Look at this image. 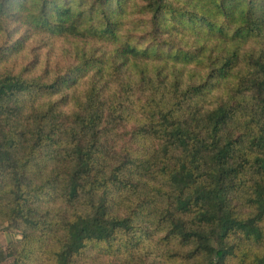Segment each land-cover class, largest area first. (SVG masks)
I'll return each instance as SVG.
<instances>
[{
  "label": "trees",
  "instance_id": "trees-1",
  "mask_svg": "<svg viewBox=\"0 0 264 264\" xmlns=\"http://www.w3.org/2000/svg\"><path fill=\"white\" fill-rule=\"evenodd\" d=\"M0 264H264V0H0Z\"/></svg>",
  "mask_w": 264,
  "mask_h": 264
},
{
  "label": "rangeland",
  "instance_id": "rangeland-1",
  "mask_svg": "<svg viewBox=\"0 0 264 264\" xmlns=\"http://www.w3.org/2000/svg\"><path fill=\"white\" fill-rule=\"evenodd\" d=\"M11 230H1L0 231V238L2 240H9L11 235ZM90 264H118L117 262H111L109 258L101 257L99 255H94L91 260L89 261ZM165 264V263H160Z\"/></svg>",
  "mask_w": 264,
  "mask_h": 264
},
{
  "label": "crops",
  "instance_id": "crops-1",
  "mask_svg": "<svg viewBox=\"0 0 264 264\" xmlns=\"http://www.w3.org/2000/svg\"><path fill=\"white\" fill-rule=\"evenodd\" d=\"M11 236L10 237H8V238H10L9 240H11V239H14V238H17V234H10Z\"/></svg>",
  "mask_w": 264,
  "mask_h": 264
}]
</instances>
